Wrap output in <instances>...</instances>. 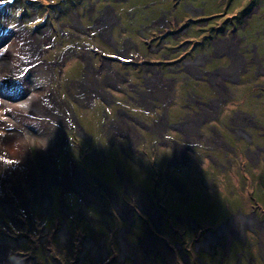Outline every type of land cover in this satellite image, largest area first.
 Returning a JSON list of instances; mask_svg holds the SVG:
<instances>
[{
    "label": "rangeland",
    "instance_id": "374dc122",
    "mask_svg": "<svg viewBox=\"0 0 264 264\" xmlns=\"http://www.w3.org/2000/svg\"><path fill=\"white\" fill-rule=\"evenodd\" d=\"M76 1L3 0L0 3L1 149L14 152L13 158L16 156V161L21 164L24 158H29L33 165L32 160H35L38 154L40 161L41 154L38 148V139L41 138L48 146V150L53 154V157L59 158V167L66 165L65 168L72 174L76 173V187L72 186L71 191H75L80 199L74 194L71 195V201L73 207L80 210L79 212L83 216L81 217L78 212L77 222L82 224V226L83 224L87 226L90 223V228L87 230L88 238L83 237L81 230L77 227L78 225L76 226L77 228L73 232L74 239H72L75 244H71L73 250H70L69 246L66 248L64 245L68 237L64 238L60 235L63 226L61 229L57 228L58 232L53 239L54 241L52 240L53 243L45 245V248L50 250V252L47 251L46 255L49 261L54 259L55 264H84L81 261V254H85V251H87L97 262L103 261V259L99 260L98 253L94 252V245L96 244L91 245L90 242V240L94 241L93 238L95 241L100 238L99 233L94 230L96 228L95 222L90 220V218H96L90 212L88 214L89 217H85V213L88 210L92 209V207H97L95 209L97 211L100 210L104 214H107V211H113L114 213L116 212L115 209L118 210L123 217L125 226H128L127 222L135 225L136 221H133V218L139 216V213L146 214L149 217L147 222L144 219L138 222H141L139 225L143 226L145 221L146 225H149L148 227H153V231L150 229L153 235L148 230V233L141 238L140 243L136 241L135 237H132L136 242L134 245H131L125 239L126 243L142 254L147 264H155L154 261L152 262L155 257L160 258L163 264H170L165 256L167 251L172 254L178 264H184L181 259H185L188 264H193V260L198 264L196 258H192L190 262L188 261V252H190L191 257H195V255L192 253L194 248L189 250L187 248L190 246H185V234H183L185 218L180 219L175 217L176 215H174V218L172 217L173 219L169 215L164 218L161 216L155 218L149 212L145 201L148 199L152 207H157L160 210L159 204L154 202L148 195L155 198L158 197L161 200L162 209H169L170 212L177 214L182 211L180 208L183 207L184 213L187 214L193 223L199 226L216 228L223 222L224 217L228 213V210L223 211L228 206V200L225 199L228 195L227 190L222 186H218V191L209 194V197L202 195L203 199L198 198V196H201V190H197L196 187L200 188L201 186L199 181L202 174L197 173L196 168L192 170V173L182 172L177 176H175V172H172L173 169L170 166V169H168L171 170V175H169V171L165 170L168 167V162L178 167L185 165V163L187 164L189 161V158H187L188 154H185L189 150L185 148L184 144L174 140L173 142L178 144L176 145L168 141V138L163 137L170 130L168 115L173 116L175 113L185 115L186 103H193L201 95L203 96L201 99H205L204 97L208 98L212 88L202 82L203 77H198V73L193 74L198 75L197 77H191L190 74L185 73V76L189 78L184 80L185 89H180L182 87L175 86L174 83L169 84V87H165L168 88L166 90L167 94L163 96L162 94H154L156 89H144L143 86L128 88V82H123L122 76L123 78L126 77L125 73L131 76L134 71H137L138 74L143 72L140 77L145 80V76H151L152 74L145 71L147 68L143 71V68L155 64L158 52H155L157 49L155 42L153 43L149 38L146 40L140 34H138L137 38L127 35L131 27L123 24V22L122 27L117 25L118 31L113 28V39L117 42L119 41L123 48L124 41L131 40L133 46L136 45V48L130 47L131 43L126 45V48H133V51L128 53L129 59L123 58L122 61H118L115 64L121 75L119 76L120 80L113 82L110 79L108 70L104 68L106 65L102 67V70L93 69L94 67L97 68V62H100L101 58H92V56L96 53V48L102 53L104 58L112 60L117 55V51L116 49H114V52L109 48L106 49L101 42H98L99 39L96 38V33L100 34L102 39L106 40L108 37L104 31L99 29L98 23L92 26L91 22L87 21L85 13H88V9H90V6L87 5L88 0H82L80 4L75 5ZM112 1L113 9L124 6L133 13L132 17H135L136 9L134 8L137 6L136 4L126 0ZM135 1L138 4L139 2H152L158 5L160 0ZM163 1H166L167 4H175L172 3L175 0ZM219 1L222 3L228 0ZM234 1L237 2L235 7H238L239 11H243L240 9V5H245L243 2H247V0ZM253 2L254 6L252 9H248L249 15L247 18L251 17L250 21L257 23L258 19L264 14V7L261 6L264 4V0H253ZM257 6L262 8L259 11L258 9L254 10ZM221 7L224 10V7L227 8L228 5L222 3ZM111 14L109 13L110 20H112ZM196 18L198 17H195L190 22L197 21ZM214 22V20L211 21V23ZM200 23L193 22L188 25L185 31L190 36L185 38L186 43H194L196 40L200 42V37L194 35L198 33L199 29L201 30L199 27ZM203 24H206V22L203 21ZM112 25L110 24L109 28ZM181 27L184 26L180 25L178 28ZM126 29L128 32H125ZM170 30L171 36L168 37L167 35L158 38L161 43H166L160 53L161 58L182 52L181 43L183 38L179 40L177 38L178 34H175L177 31ZM176 62L180 63L179 60H174L169 65H173ZM46 63H49V65ZM137 66L139 68L135 69ZM25 68H27V72L21 74V71ZM116 69L113 68V71H117ZM178 69L179 67H172V70L178 71ZM162 73L164 79L165 77L167 79L172 78L169 72L162 70ZM173 78L178 79L177 76ZM130 81L131 84L139 82L134 77ZM88 82L89 84H97L99 87H96L93 91H87ZM3 84H7L9 88L6 96L3 93ZM216 88L217 97L220 98L216 100V106L217 104L220 105L219 101H226L231 98L232 94L230 95V92L236 93L235 86L232 84L227 85L230 91L226 86L220 88L216 86ZM147 93L146 101V99H142L141 95ZM150 95L152 96L150 97ZM245 95L247 94H243V96ZM239 97L225 104L221 102L223 103L222 109L231 108L229 114L236 108L250 114L247 103L256 99H264L262 91L256 90L250 91L244 101L240 100ZM135 101L139 105H134L136 104ZM219 105L217 106V112L220 109ZM202 110V113L207 111L205 108H202ZM245 120L242 118V121ZM213 128L217 131L221 129L217 124H214ZM184 130L182 143H185V140L191 144L199 143L195 141L196 135L185 136ZM14 134L18 137L19 134L23 135L24 138L21 141H17L13 137ZM224 137L228 144L232 141L229 136ZM166 144L172 148V152ZM196 152L198 153L196 160L200 162V167L209 165L208 161L203 162L205 158L209 160L212 166H216L211 158H219L216 154H211V157L209 155L205 157L203 156V151L197 149ZM34 153L35 157L33 158ZM190 161L193 162L191 159ZM39 164L37 161V167L39 166L40 171L41 165ZM239 165L245 167L241 168V172L235 171L238 177L245 179L253 177L254 171L245 158L239 161ZM246 167H250V171ZM215 176L217 177L218 174H215ZM129 178L134 182H131ZM186 179H188V184H186L185 189V184L182 185V183ZM260 182L263 185H260ZM84 183L88 187L89 193L85 189ZM153 183L155 184L153 185ZM253 184L257 192L264 193V175L261 176L260 173H257V179ZM245 188L249 192L253 187L247 185ZM175 189L181 193L184 191V199L185 194H187L184 206L182 203L183 199L175 196ZM236 190V186L229 189L230 192H235ZM202 193L206 194L205 191ZM51 194L55 196V201L57 202V192H55L54 188L51 189ZM89 194L99 196L100 202L89 199ZM125 195L132 196L135 201L132 202V204L136 205L133 208L135 213L132 216L130 215L132 211L129 207L123 206L119 201V198H123ZM64 199L63 197V210L67 212ZM107 199L111 204L107 202ZM260 208V206H257V210H261ZM162 219L167 223L166 226L176 227V230H171L170 232L174 237L168 238V234L157 232L163 225L161 224ZM100 226L105 228L102 223L97 225V229L100 230ZM122 233L125 236L129 233L127 227L126 231L119 229L118 233L114 235L116 240L118 239L123 246L122 255L117 251L109 262L118 264L124 258L131 257L135 264H141L138 257H135L132 254L133 252H130L131 250L124 249L125 242L121 240ZM151 236L160 243L158 247L152 248L149 245ZM165 237H167L166 240H164ZM5 239L8 238L5 236ZM39 239L41 240L42 238ZM129 241L132 242L133 240L129 237ZM57 243L62 245L58 246ZM236 244L233 247L234 252L237 251L241 243L237 242ZM252 244L250 243L249 246ZM38 245L39 243H35L33 247H30L31 250H37ZM161 245L166 249L161 248ZM177 245L179 246L177 247ZM64 248L66 251L63 250ZM185 250L188 251L186 254L183 253ZM251 250H254L252 246L250 249H246V252H249V260L246 261V264H258L256 260L258 258L257 251ZM178 252L182 254V258L179 257L180 254ZM212 253H209V255L212 256ZM225 257V254L222 253L221 260L218 255V259L212 258L211 264H215L218 261L219 263L228 264L231 258L230 254L227 260L224 259ZM201 259L199 257V261ZM161 262L159 261L160 264ZM241 262L242 258L239 254L235 263L241 264Z\"/></svg>",
    "mask_w": 264,
    "mask_h": 264
},
{
    "label": "flooded vegetation",
    "instance_id": "af4514ba",
    "mask_svg": "<svg viewBox=\"0 0 264 264\" xmlns=\"http://www.w3.org/2000/svg\"><path fill=\"white\" fill-rule=\"evenodd\" d=\"M126 1L137 5L134 8L136 9L135 17H132L133 13L124 6L113 9L111 5L113 3L112 0L87 1V5L90 6L88 13H85L87 15V21L91 22L92 26L98 23L99 29L104 31L108 37L105 40L101 38L100 34L96 33L95 36L99 39L98 42H101L106 49L109 48L113 52L116 49L117 51V55L111 60L104 58L102 53L95 48L96 53L92 58H101V61L97 62V68L92 66L94 67L93 69L102 70V67L105 65V69H110V66L112 69H116L115 64L118 61H122L123 58H130L128 53L133 51L136 45L133 46V42L127 40L126 42L124 41L123 48L119 41L117 42L113 39L112 35L113 28L118 31L119 28L117 25L122 27L123 22V24L131 27L129 32L127 29L125 30V32H128L127 35L137 38L138 34H140L146 40L149 38L150 41L155 42L157 48L155 52H158L155 64L143 68V71L147 68L145 71H148V73L151 72L152 74L151 76H145V80L140 77L143 75V72L138 74L137 71H134L131 76L125 73L127 76L124 77L123 82H128V88H139V86H143L144 89H157L167 87L169 84L174 83L175 86H181L182 88L180 89H185L184 80L187 78L185 73L190 74L191 77H197L198 75V77H203L202 82L212 88L211 94L208 95V98L204 97L205 99H201L203 97L201 95L193 103H186L185 115L180 113H175L173 116L168 115L170 130L163 136L164 138H168V141L173 142L176 140L178 143L184 144L185 148L189 150L188 153L185 152L186 155L188 154L187 158H189V161L187 164L185 163V165L178 167L168 162V167L165 170L169 171V175H171V170H169L171 167L173 169L172 172H175V176H177L182 172L192 173V170L196 168L197 173L202 174L199 181L201 186L200 188L196 187L197 190H201V196H198V198H202V195L209 197V194L218 191V186H222L228 191V195L225 197L228 200V206L223 210H228V213L224 217L221 225L216 228L199 226L193 223L187 214L184 213L183 207L180 208L182 211L178 214L170 212L169 209L164 210L162 209L161 200L158 197L155 198L154 196L148 195L160 206V210L157 207L155 208L158 210L157 216L164 218L169 215L173 219L174 215H176L175 217L177 218H185V227L183 230V234H185V246L189 245L190 247L187 248L189 250L194 248L192 253L195 255V257H191L190 252L186 250L183 252L185 254L188 252L187 257L189 259H187L189 262L192 261V258H196L198 264H211L212 258L218 259V255L221 260L223 253L226 256L224 258L226 260L230 254L231 258L228 264H238L235 261L239 254L242 258L241 264H246V261L249 260V252H246V249H250L252 246L254 250L251 251H257V263L264 264V193L257 192L253 184L257 179V173H260L261 176L264 175V99H256L253 102L247 103L250 114L237 108L229 114L231 108L222 109L223 103L225 104L232 99H237L239 96L240 100L244 101L245 97L252 90L262 91L264 95V14L258 19L257 23L250 21V16L249 19L247 18L249 15L248 9L250 10L254 6L253 0H247V2H243L245 5H240V9L243 11H239L238 7H235L237 2L234 0L222 2L228 5L227 8L224 7V10H222L221 1L218 2V0H175L172 2L175 3L174 5L167 4L163 0H160L158 5L152 2H139L138 4L135 0ZM183 1L185 2L183 3ZM80 2L82 0H77L75 5L80 4ZM261 6L264 7V4ZM262 7L257 6L254 10L258 9L259 11ZM109 13H112V20H110ZM195 17H198L196 18L197 21L193 22H201L199 24L201 30L199 29L198 33L194 35L200 37L201 40L200 42L196 40L194 43H186L185 38H188L190 34L185 30L190 23H193L190 21L195 19ZM219 17L220 19L217 20ZM212 20L215 22L211 23ZM203 21L206 24H203ZM110 24H113L111 28H109ZM180 25L184 27L178 28ZM107 28L109 29L107 30ZM170 29L177 31L175 34H178L177 38L179 40L183 38L181 43L182 52L161 58L160 53L166 43H161V40H158V38L167 35L168 37L171 36ZM128 43H131L130 47L133 48H126ZM92 48L94 47L92 46ZM174 60H179L180 63L176 62L173 65H169ZM104 61H108L109 63H104ZM174 66L179 67L178 71L172 70ZM138 68L137 66L135 69ZM26 70L27 68L23 69L21 74L26 73ZM116 70L115 72L121 75V72L118 69ZM162 70L169 72L172 78L167 79L165 77L164 79ZM155 73L161 74L160 82L153 80ZM195 73H198V75H193ZM174 76H177L178 79L173 78ZM132 77L139 82H135L137 84H131L130 80ZM228 84L235 86L236 93L233 94L230 92V95L232 94L231 98L226 101H219L220 105L217 104V106L219 105L220 109L217 112L215 102L220 98L217 97L216 86L219 88L226 86L227 88ZM243 94L247 95L243 96ZM134 105L139 104L136 102ZM202 108L207 109V111L205 110L206 112L202 113ZM242 118L246 120L242 121ZM214 124L219 125L221 129L219 131L214 129ZM183 130L185 131V136L190 134L196 135L195 141L199 143L191 144L186 140L185 143H182ZM223 135L229 136L232 139L229 142L230 145ZM173 143L176 144V142ZM168 148L172 152V148L170 146ZM197 149L203 151V156L205 157L207 155L211 157V154H216L219 158L211 157L212 162L216 166H212L209 160L205 158L203 162L208 161L207 163L209 165L207 167H200V162L196 160L198 154L196 152ZM34 157L35 153L33 155ZM38 157L39 154L35 160H32L33 165L30 159L27 158L30 163V169L33 168L34 170L35 177V181L29 182L26 178L28 171L21 166L19 161L13 158L12 160H6L0 156V247L4 249V251L0 249V264H55L54 259L49 261L46 253L47 251L50 252V250L46 249L45 245L47 243H53V239L58 232L57 228L61 229L62 226L60 235L62 236L65 226L67 236H64V238L68 237V239L64 245L66 248L69 246L70 250H73L71 244H75L72 239H74L73 232L77 227L81 230L82 236L88 238L87 230L90 228V223L87 226L85 224L82 226V224L77 222V213L80 210L75 209L71 201V195L75 194L79 197L75 191H71L72 186L76 187L75 173L72 174V172L66 169V165L59 167V158H54L55 156L53 157L52 168L47 170L42 167ZM243 158L246 159L248 165L254 171L253 177L251 178L245 179L238 177L235 173V171L241 172V168L245 167L239 165V161ZM37 161L41 165L40 171L39 166L37 167ZM250 167H246V169L250 171ZM215 174H218V176L216 177ZM124 176L126 177V175ZM59 178L60 180H58ZM131 182L134 181L131 180ZM183 184H185L186 189L188 179ZM261 184L262 182H260ZM247 185L253 187L249 192L245 190V186ZM233 186H236L237 190L230 192L229 189ZM37 188L42 190L39 192ZM52 188L57 192V202L55 201V196L51 194ZM175 190V196L183 199L182 203L184 206L187 194H185L184 199V191L181 193L177 189ZM203 191L206 194H203ZM127 196L125 195L123 198H119V201L123 206L129 207L132 211L130 214L132 216L135 213L133 208L136 205L132 204L134 201L133 197L130 195ZM63 197L65 198L67 212L63 210ZM107 202L111 204L108 199ZM257 206H260L261 210H257ZM95 208L97 207H92V209L88 210L85 213V217H89L88 214L90 212L96 218H90V220L95 222L96 228L94 230L99 233L100 238L98 241H95L94 238V241H91V238L89 240L91 245L96 244L94 245V252H97L99 260L103 259V261L97 262L91 257L89 252L85 251V254H81V261L84 264H111L109 261H111L117 251L122 255L123 246L114 236L115 233H118L119 229L126 231L127 227L129 233L126 236L122 233V236L131 245L136 244L135 239L132 237H135L136 241L140 243L141 238L148 233V230L153 235L150 231V229L153 231V227H148L149 225H146L145 221L143 226L139 225L141 222L138 221H141V219L146 220V222L148 221L147 218L149 217L146 214L139 213V216L133 218V221H136L135 225L127 222L128 226H125L123 217L118 210L115 209L116 212L114 213L113 211L109 212L106 210L107 214H104ZM79 214L81 216V212ZM236 222H239V226H237L238 223ZM102 223L105 228L100 226V230L97 229V225H101ZM161 224L163 225L157 232L160 231L168 234V238L174 237L170 232L171 230H176V227L166 226L167 223L164 219H162ZM5 236L8 239H5ZM129 237L133 240L132 242L129 241ZM39 238L42 239L40 240ZM211 238L214 239L213 242L208 241ZM153 239L155 238L153 237ZM121 240H123L122 237ZM237 242L241 244L237 251L234 252L233 247L237 245ZM35 243H39V245L37 250L32 251L30 247H33ZM250 243L253 244L249 246ZM60 244L57 243L58 246ZM63 250L66 251L65 248ZM211 252H213L212 256L209 255ZM181 256L182 254L179 255L180 258H182ZM199 257L202 258L201 261H199ZM181 260L184 264H188L185 262V259ZM153 261L155 264H160L159 261L161 262V259L155 257L152 259ZM118 264H135V262L129 257L127 259L124 258ZM193 264H196L194 260ZM215 264H223V262L219 263L218 261Z\"/></svg>",
    "mask_w": 264,
    "mask_h": 264
},
{
    "label": "bare ground",
    "instance_id": "6f19581e",
    "mask_svg": "<svg viewBox=\"0 0 264 264\" xmlns=\"http://www.w3.org/2000/svg\"><path fill=\"white\" fill-rule=\"evenodd\" d=\"M46 64L49 65V63H46ZM106 70H108V73L110 75V79L113 82L120 80V77H119L120 74L118 75L115 71H113V69L111 68V66H110V69L109 68H106ZM51 74H52V72H51ZM153 80L155 82H160L161 81V74L160 73H155ZM122 81H124L123 76H122ZM96 87H99V86L97 84H89V82H88V85H87L86 89H87V91H93V90L96 89ZM167 87H169V86H167ZM4 88L5 89H4L3 93L6 96L7 95V90L9 91V88H8L7 85H5ZM166 90H168V88H165V87H163V88H157L154 94H156V95H159V94L161 95L162 94V96H163L164 94H167V91ZM8 93H10V92H8ZM141 96H142V99L145 100L146 97L148 96V93L147 94H142ZM151 96L152 95H150V97ZM146 101H147V99H146ZM146 101H144V102H146ZM13 137H15L17 139V141H21L22 138H24V136L23 135H20V134H19V137L16 134H14ZM32 140H33V138H32ZM1 148H2V146H0V156L3 157L6 160H12V158H13L12 155L14 154V152H12V151L8 152V151H5L4 149H1ZM38 148H39V151H40V154H41V156H40V163H41L42 167L45 168V169H47V170H50L52 168V165H53V154L50 153V150H48V146L46 145V143L41 138L38 139ZM13 159L16 160L17 159L16 156ZM21 166L24 167L28 171V174L26 176L27 180L29 182H33V180L35 181L34 170H33V168L30 169V163L28 162L27 159L25 160V158H24V161L22 162ZM75 175H76V173H75ZM76 183H77V181H75V184ZM83 185H84L85 189L89 193V189L85 185V183ZM38 190L40 192L42 189H38ZM88 197H89V199H92V200H95L97 202H100V197L99 196H92V195L89 194ZM147 200L148 199H146L145 204H146L149 212L156 218L157 217V210L155 209V207H152L151 202L149 200L148 201ZM236 223H238L237 226H239V222H236ZM62 236L63 237L64 236H67V230H66L65 226L63 228ZM121 237H122L123 241L125 242L124 243V248H126V250L127 249L128 250H131L130 252H133L132 254L135 257H138L139 263L146 264L145 261L143 260L142 254H140L137 250H135L131 245H129L128 243H126V240H124L123 236H121ZM208 241L209 242H213L214 239L211 238ZM149 243L152 246V248L153 247L156 248V247H158V245H160V243H158L156 241V239H153L152 236H151V239H150ZM161 248H165V247L163 245H161ZM0 249L2 251H4L3 247H0ZM165 256L167 257V260L169 261L170 264H177L176 263V260L174 259V257L172 256V254L169 251H167L165 253Z\"/></svg>",
    "mask_w": 264,
    "mask_h": 264
},
{
    "label": "snow or ice",
    "instance_id": "6c2138e0",
    "mask_svg": "<svg viewBox=\"0 0 264 264\" xmlns=\"http://www.w3.org/2000/svg\"><path fill=\"white\" fill-rule=\"evenodd\" d=\"M3 2V0H0V3H2Z\"/></svg>",
    "mask_w": 264,
    "mask_h": 264
}]
</instances>
